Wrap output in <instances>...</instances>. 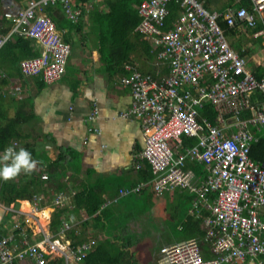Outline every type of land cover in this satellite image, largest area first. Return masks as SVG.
<instances>
[{
    "label": "built area",
    "instance_id": "2783aa9c",
    "mask_svg": "<svg viewBox=\"0 0 264 264\" xmlns=\"http://www.w3.org/2000/svg\"><path fill=\"white\" fill-rule=\"evenodd\" d=\"M96 1L27 0L10 14L13 26L8 33H0V47L13 34L38 41L41 51L22 59L21 71L42 74L48 83L58 81L66 72L72 44L47 8L59 3L64 14L78 22ZM172 1L141 0L138 5L139 22L132 33L157 49L158 77L141 70L136 61H125L127 72L120 81L130 88L132 102L120 116L140 120L144 146L135 166L149 163L153 176L122 186L119 194L150 189L164 198L188 189L194 194L189 212L202 216L206 211L203 236L175 234L156 247L160 264H264V159L251 155L253 143L264 136V75L259 77L249 68L220 22L224 20L228 27H254L264 22V0L222 11L209 9L203 0H175L179 12L168 26ZM263 32L264 28L255 36ZM163 66L169 68L164 75L159 71ZM207 103L217 110L216 122L202 112ZM98 116L95 106L88 119ZM186 136L198 139L191 144ZM194 161L204 165L205 174L188 167ZM75 193L59 191L49 209L65 205ZM30 201L32 214L24 218L30 234L14 215L11 226L0 220V264L22 259L47 264L57 258L65 264L81 262L95 240L75 242L70 236L73 218H65L52 231L37 216L41 208H47L42 195L35 193Z\"/></svg>",
    "mask_w": 264,
    "mask_h": 264
},
{
    "label": "crops",
    "instance_id": "0c3cea01",
    "mask_svg": "<svg viewBox=\"0 0 264 264\" xmlns=\"http://www.w3.org/2000/svg\"><path fill=\"white\" fill-rule=\"evenodd\" d=\"M26 1L0 0V33L10 29V14ZM203 2L209 9L222 11L228 6H239L241 0H203ZM60 11L59 15H63L62 8ZM89 11H86L84 18L80 19L82 21L80 28L69 29L70 26L60 28L67 40L68 34L72 50L75 46L72 42L74 38L75 44L76 41L81 44L79 51L82 52L81 54L71 52L66 72L58 81L41 86V76H25L22 73L20 61L41 51L42 46L38 41L17 43L20 36H14L0 49V94L4 96V109L9 117L20 118L22 127L26 126L25 136L16 140L17 149L27 148L38 161L42 159L41 153H44L42 151L46 150L47 164L43 165L40 161L35 171L37 174L40 173L41 179L40 189L37 191L49 197L45 205L43 204L47 206V212L53 214L55 211L49 208L59 191L66 193L76 191L68 203L58 208L69 210L62 220L74 219L73 228L76 230V235L71 236L73 240H87L94 235L95 238L97 237V244L93 246V251L100 244L102 250L107 248L108 254L103 252L101 255L102 251H100L96 256L92 255L94 257L92 260L95 261L92 264H160L157 260L156 247L175 234H183L180 230H175L174 218L177 215L172 202L178 200L184 189L168 193L164 198L156 197L150 189H143L140 193L119 194L122 186L131 187L145 180L142 178L143 167L135 166L138 160L137 154L144 146L141 122L135 117L120 116V112L128 108L132 102L130 88L120 81L121 75L126 73L124 61H136L141 70L158 77V59L155 57L156 54L147 58L146 66L145 62L141 63L138 59L119 60L116 49L124 44L102 48L99 45L98 24L93 21ZM262 23L257 29L256 26L240 25L236 33L228 34L231 43L236 41L234 47L238 51H244L247 64L252 71L255 70V66L264 64V32L255 36L256 31L264 28V22ZM92 26L98 38L86 33L88 30L92 32ZM78 29L84 31L82 42L76 36ZM138 41L140 42L141 39ZM120 61L122 64L117 63ZM123 67L125 71L121 70ZM159 71L164 75L169 68L163 66ZM18 83L21 86H18ZM1 105L0 103V108ZM95 106L99 109V116L89 120V115ZM234 119L231 117V121ZM62 148H71L75 151L80 165L79 171L73 168L64 171L65 169L61 167L62 163L52 162L62 153ZM3 152L4 150L0 155ZM190 168L195 171L193 167ZM43 174L48 176L43 177ZM48 183L50 185L46 188L45 185ZM92 186L97 193L105 197L104 206H110L107 214L109 221L99 217L98 211L90 213L84 203H76L77 192L84 191L86 194ZM145 191H147L146 195ZM108 192L116 194L110 196ZM30 200L31 198H18L19 203L10 205L1 202L0 220L3 221L4 226H11L10 218L13 215L14 219L23 223L24 218L32 214ZM25 201L30 203L28 212L23 203ZM2 209L11 214L7 220L4 218L6 212L1 213ZM11 209L20 211L13 214ZM165 212H169L170 216L171 213L173 215L172 218H168V224L165 223L166 231L164 227L159 230L156 223L159 214ZM21 214H24V217ZM28 230L30 234L31 229ZM3 231H7L5 227ZM84 263L85 261L71 264ZM16 264H36V262L22 259Z\"/></svg>",
    "mask_w": 264,
    "mask_h": 264
},
{
    "label": "trees",
    "instance_id": "16d2710c",
    "mask_svg": "<svg viewBox=\"0 0 264 264\" xmlns=\"http://www.w3.org/2000/svg\"><path fill=\"white\" fill-rule=\"evenodd\" d=\"M82 2H87L88 0H81ZM141 2V0H105L103 6L98 5H92V7L89 10L91 17L93 18V21L98 24V34H99V45L104 47H110L118 44H124L127 49H131V47H136L137 41L139 38V35H132V31L135 28V26L139 22V15H138V4ZM246 5L248 7L252 6L251 0H241L240 4L238 5ZM179 3H177L175 0L171 2V10L167 17V25H170V22L174 20V18L177 16L179 12ZM48 12L52 15V17L57 22L58 27H66L70 26L69 29L72 27H78L80 28L82 25V21L73 22L71 19L66 17L63 13V15L60 14V5L59 3L50 4L48 6ZM59 11V12H57ZM220 22L222 26H224L227 29V34H234L237 32V27H228L227 23L220 19ZM262 21L260 20L259 23L256 25V29L262 26ZM67 38L69 40V36L67 34ZM30 39L19 37V40L17 43H25L29 41ZM146 43V54L147 58H151L155 55L157 49H154L152 44L149 43L147 40H143ZM232 45H236V41L232 42ZM241 54L244 55V51L239 50ZM128 52V50H127ZM125 55V58L128 57L130 51ZM118 64H122V62H117ZM125 64V61H124ZM254 72L257 76L261 77L264 75V64H261L259 66L254 67ZM120 69V68H118ZM117 69V70H118ZM116 70V69H115ZM114 70V71H115ZM116 70V71H117ZM122 71L124 70V67L121 68ZM127 72V70H126ZM47 82L43 80L41 86L45 85ZM3 98L4 96L0 94V103L2 104V108H0V114L3 118L7 119V122L0 123V152L5 150V148L8 145H14V142L25 136V133H23L22 130V122L20 118L18 117H9L6 114V111L4 109L3 105ZM203 114L207 115L213 122H216V116H217V110L213 106L212 103H207V105L202 108ZM197 137H185V140L187 143H195L197 141ZM15 140V141H14ZM18 142V141H17ZM16 147H18L16 145ZM44 153H41L42 159H39L43 165H46V160L48 156L46 155V150L42 151ZM40 155V154H39ZM251 155L255 159H264V136L262 135L260 137V140L253 143ZM55 163H62V168L66 171L68 168H73L75 171H79L80 165L77 162L75 151H73L71 148H62V153H60L57 158L52 161ZM52 164L50 163L49 166ZM67 166V168H65ZM188 167H193L199 175H203L206 173L205 167L202 163L194 161L189 162ZM143 174L142 178L147 180L150 177L153 176L152 169L149 165V163H145V165L142 168ZM26 179L24 183L16 182L14 179L9 181H4L0 179V199L1 202L6 205H10L13 201L16 203H19L17 201L18 198H30L33 194H35L34 189L31 187L39 186L41 185V179H40V173H36L34 171L32 174H22ZM145 191V195H146ZM110 196L115 195L116 193L108 192ZM150 194V193H149ZM152 195V194H150ZM194 194L190 192L188 189H184L182 191L181 196H179L178 200L175 202H172L175 207V213L177 216H175V223L174 227L175 230H180L184 235L190 236V235H197V236H203L205 233V227L203 224V216L206 214V211L203 212L202 216H196L195 214H192L189 212V207L191 205V198H193ZM76 197V203L81 204L84 203L87 208V210L90 213L93 212H99V217H104L108 219L107 214L110 209V206H104V201L106 200L105 197H103L101 194L97 193L94 187L92 186L91 190L88 191L86 194L84 191L77 192L75 195ZM89 197V200H88ZM45 204V202H42V205ZM104 206V207H103ZM99 209V210H98ZM68 212H65V209L63 208H56L53 212V217L51 221L50 228L52 231H56L58 229V226L62 223V217L64 215H67ZM109 221V219L107 220ZM181 225V227H179ZM179 227V228H178ZM76 230L73 228L71 230L72 237H75ZM80 240V239H79ZM75 242H78V240H74ZM98 249V250H96ZM93 248L88 252L87 256L82 260L85 261L84 264H89V262L94 263L92 259L99 254L100 251L101 255L103 252L108 254L107 248H104L102 250V244L98 245L97 248ZM205 255H210V250L208 245H204ZM81 261V262H82ZM47 264H65L63 258H57L50 260ZM230 264V263H225Z\"/></svg>",
    "mask_w": 264,
    "mask_h": 264
},
{
    "label": "rangeland",
    "instance_id": "374dc122",
    "mask_svg": "<svg viewBox=\"0 0 264 264\" xmlns=\"http://www.w3.org/2000/svg\"><path fill=\"white\" fill-rule=\"evenodd\" d=\"M104 2H105V0H101V1H99V2H96L95 3V5H98V6H103L104 5ZM94 26H92V28H91V30H92V32L90 33L89 32V30L88 31H86V33H88V34H93V36L95 35V38H98V34H97V32H96V30L93 28ZM79 30H80V32H79ZM84 30V29H83ZM227 31V30H226ZM95 33V34H94ZM83 34H84V31H81V29H78L77 31H76V36H78V38H79V40L81 41V38H83ZM97 34V35H96ZM230 35H231V33H230ZM228 37H229V35H228ZM232 38V37H231ZM229 39H230V37H229ZM74 38H73V45H75L74 47H73V54H75V53H78V54H81V52L82 51H79L80 50V45L81 44H79V42H77L76 41V44L74 43ZM82 42V41H81ZM127 50H128V52L130 51V53H129V55H128V57L127 58H124V53H126L127 52ZM126 51V52H125ZM127 52V53H128ZM123 54V55H122ZM126 55V54H125ZM146 43H145V41H143V40H141L140 42L139 41H137V45H136V47H131V49H127L126 47H125V45H120V46H118V49H116V56H117V58H119V60L120 59H122L123 58V60H127V59H130V58H133V59H138L141 63H144L145 64V66H146V60H147V57H146ZM122 60V61H123ZM18 86H21V84H19L18 83ZM17 86V87H18ZM19 94V93H18ZM253 97H255V94H253L252 95ZM2 106V105H1ZM8 116V115H7ZM5 122H7V119H5V118H3L2 116H1V114H0V123H5ZM23 128V130H21L23 133H25V132H27V130H25L26 129V126L25 127H22ZM31 135V133L29 134V136ZM28 141H29V139H28ZM44 143V142H43ZM23 144H24V141H23ZM24 145H26V144H24ZM28 147V146H27ZM22 174H24V173H21L17 178H15L14 180L16 181V182H19V183H24V181H25V177L22 175ZM50 185V183H48V184H46L45 185V187L47 188L48 186ZM31 188H34V186H32ZM36 189H34V192H37L38 194H40V195H42V197H43V200H44V202H47V200H49V197L47 198V197H45V195L43 194V193H39V191H37V189H40V187L39 186H36L35 187ZM41 190H43V189H41ZM33 196V195H32ZM32 196L30 197V198H32ZM50 196V195H49ZM12 203H15L16 204V202H12ZM24 203V206H25V208H27V209H25L27 212L30 210V203H28V202H23ZM22 210H23V208H22ZM5 211V209H2V211H1V213H3ZM6 213L4 214L5 215V217L4 218H6V220L8 219V218H10V216H11V214H9V213H7V211H5ZM25 212V211H24ZM65 212H69V210H67V208L65 209ZM38 215L37 216H40V222H41V224H46V227H48L49 228V226L51 225V221L53 220L52 219V217H53V214H51L50 212H47V208H41L40 209V211H38V213H37ZM21 215H23V217H24V214H21ZM167 219H166V218ZM173 217V215H172V213H171V216L169 215V212L167 213V212H165V213H161V214H159V216H158V218H159V220H157V224H158V226H157V224H156V226H157V228H159V230H162L163 229V227L165 228V231H166V229H167V220H168V218H172ZM148 219H149V217H148ZM9 221V220H8ZM171 221H173V219H171ZM165 223H167V224H165ZM165 225H166V227H165ZM34 228H35V230L36 231H39L40 229H39V224L37 223H34ZM24 227L25 228H27V229H30V227H27V225L26 224H24ZM90 239H94L95 240V243H94V246H95V244H97V237L95 238V236L94 235H91L90 236ZM79 240V239H78ZM65 262V261H64Z\"/></svg>",
    "mask_w": 264,
    "mask_h": 264
},
{
    "label": "clouds",
    "instance_id": "9594fccd",
    "mask_svg": "<svg viewBox=\"0 0 264 264\" xmlns=\"http://www.w3.org/2000/svg\"><path fill=\"white\" fill-rule=\"evenodd\" d=\"M101 1V0H99ZM96 1V2H99ZM95 2V3H96ZM94 3V5H95ZM139 5V4H138ZM13 26V23L11 22V27ZM9 29V30H10ZM9 30L5 33L2 34H6L9 32ZM133 35V33H132ZM16 36H20L17 34H13L8 40L7 42H5L3 44L6 45L8 44L13 37ZM23 37V36H20ZM25 38V37H24ZM29 39V38H27ZM144 40L142 39V37H139L138 40ZM31 40V39H30ZM147 40V39H145ZM148 41V40H147ZM149 42V41H148ZM150 43V42H149ZM1 46L0 49L3 47ZM38 54V53H37ZM36 55V54H33ZM32 56V55H31ZM29 57V56H28ZM24 59V58H23ZM22 60V59H21ZM21 62V61H20ZM21 69V68H20ZM25 75V74H24ZM25 76H42V74H37V75H25ZM44 81H46L43 78ZM48 83V82H47ZM40 163V161L36 160L33 158L32 152L29 151L27 148L24 147H19L17 149L16 146L14 145H8L3 154L0 155V179L4 180V181H9V180H13L15 178H17L21 173L30 175L32 174L36 169H37V165ZM45 205V204H44ZM57 208V207H56Z\"/></svg>",
    "mask_w": 264,
    "mask_h": 264
},
{
    "label": "bare ground",
    "instance_id": "6f19581e",
    "mask_svg": "<svg viewBox=\"0 0 264 264\" xmlns=\"http://www.w3.org/2000/svg\"><path fill=\"white\" fill-rule=\"evenodd\" d=\"M54 19V18H53ZM55 20V19H54ZM56 22V21H55ZM56 24H57V22H56ZM58 26V25H57Z\"/></svg>",
    "mask_w": 264,
    "mask_h": 264
}]
</instances>
